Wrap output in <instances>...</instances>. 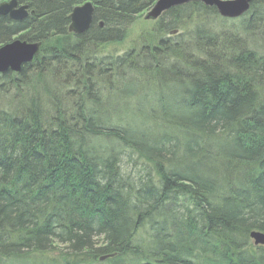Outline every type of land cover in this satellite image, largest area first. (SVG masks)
<instances>
[{
    "label": "trees",
    "instance_id": "obj_1",
    "mask_svg": "<svg viewBox=\"0 0 264 264\" xmlns=\"http://www.w3.org/2000/svg\"><path fill=\"white\" fill-rule=\"evenodd\" d=\"M18 1L0 46L40 50L0 75V264H264V0L178 6L124 52L157 0Z\"/></svg>",
    "mask_w": 264,
    "mask_h": 264
},
{
    "label": "water",
    "instance_id": "obj_2",
    "mask_svg": "<svg viewBox=\"0 0 264 264\" xmlns=\"http://www.w3.org/2000/svg\"><path fill=\"white\" fill-rule=\"evenodd\" d=\"M191 2H202L207 7H215L220 16L225 19H238L250 12L253 0H157L156 5L146 13L148 20L157 21L167 11ZM95 6L86 3L76 7L71 15L69 32L82 35L88 32L94 22ZM30 15L28 6H23L18 0L4 1L0 4V16H8L14 22H21ZM40 43L25 42L20 39L0 47V75L9 71L18 74L24 66L32 64L39 55ZM255 245L264 247V232L253 231L250 235ZM102 256L100 261L113 258Z\"/></svg>",
    "mask_w": 264,
    "mask_h": 264
},
{
    "label": "rangeland",
    "instance_id": "obj_3",
    "mask_svg": "<svg viewBox=\"0 0 264 264\" xmlns=\"http://www.w3.org/2000/svg\"><path fill=\"white\" fill-rule=\"evenodd\" d=\"M154 22L156 21L148 20L146 17L142 18L141 20L139 19L135 23L134 27L131 29L130 39L127 40L124 45H121L118 47L119 51L120 52L126 51L130 47L132 42H134V40L136 39V36L142 31V29L148 26H151V24H154Z\"/></svg>",
    "mask_w": 264,
    "mask_h": 264
},
{
    "label": "bare ground",
    "instance_id": "obj_4",
    "mask_svg": "<svg viewBox=\"0 0 264 264\" xmlns=\"http://www.w3.org/2000/svg\"><path fill=\"white\" fill-rule=\"evenodd\" d=\"M155 5H156V4H155ZM155 5H154V6H155ZM154 6H153V7H154ZM153 7H152V8H153ZM152 8H151V9H152ZM149 11H150V10H149ZM146 16H147V15H146ZM146 16H145V17H146ZM156 22H157V21H156ZM226 39H227V38H226ZM230 41H232V42H233V41H234V42H237V40H236L235 38H234L233 40H230ZM30 43H33V42H30ZM3 46H4V45H3ZM0 47H2V46H0ZM253 231H257V230H253ZM253 231L250 233V235L253 233ZM258 232H260V231H258ZM261 233H262V232H261ZM254 242H255V241L253 240V243H254ZM254 245H255V243H254ZM255 246H256V245H255Z\"/></svg>",
    "mask_w": 264,
    "mask_h": 264
}]
</instances>
